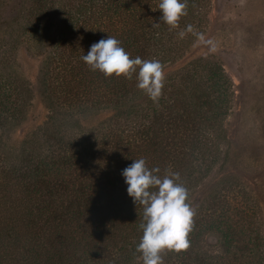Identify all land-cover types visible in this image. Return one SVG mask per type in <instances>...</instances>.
Segmentation results:
<instances>
[{
    "label": "rangeland",
    "instance_id": "1",
    "mask_svg": "<svg viewBox=\"0 0 264 264\" xmlns=\"http://www.w3.org/2000/svg\"><path fill=\"white\" fill-rule=\"evenodd\" d=\"M38 1L0 0V46L8 44L11 36L17 34L22 40L16 46L13 70L0 64L3 72L0 84L6 82L15 88L12 79L16 75L30 89L24 94L28 105L21 122L0 127V146L18 152L25 140L36 141L37 137V145H42L44 151L49 144L58 142L60 136L70 140V148L77 149L82 144L75 160L87 166L88 179H82L80 186L83 189L90 186V196L95 200L89 210L91 216L86 213L82 218L85 243L98 250L95 259H102L120 245H131L141 233L138 230L142 206L129 202L132 198L127 194L120 168L131 164L133 159L143 158L147 167H158L162 176L177 157L186 154L188 165L180 171L186 176L183 186L194 213L193 241H189L192 233H188V247L195 249L194 264H264V0H206L204 10L195 14L197 20L203 21L201 36L180 59L162 66L163 82L178 85L182 79L177 73L196 61L202 63L200 72L204 78L213 75L218 82H226L221 87L213 86V96L204 97L207 119L196 125L183 121L187 116L186 113L181 116V107L175 108L177 121L168 123L167 108L162 104L168 103L165 94L154 101L136 85L129 87L131 84L122 77L115 76L109 87L112 92L117 90L115 94L119 90L118 97L124 100L125 106L117 112L102 107V94L94 84L104 79L88 68L79 69L70 78L68 75L63 78L64 74L59 75L53 69L46 76L45 71L50 68L46 62L51 56L70 53L69 44L58 42L72 0ZM73 1L81 4L84 0ZM32 30L44 32L41 47L34 45ZM67 40L72 42L76 38L71 35ZM123 87L127 89H120ZM135 124L141 129L146 124L151 136L139 134L136 138ZM113 132L118 134V142L124 137L125 142H114L116 151L109 149L105 153V143L116 137ZM113 156L121 161L114 164ZM18 164L15 163L17 168ZM68 171L56 177L69 180L73 171L69 174ZM2 175L0 257L6 260L5 239L10 251L15 244L20 245L6 237V233L10 232L9 216H13L10 212L16 204L17 197L13 195L20 193L24 182L15 181L10 174ZM70 193L74 196L76 190ZM24 213L14 220L16 227L12 230L17 240L23 238V242L30 236L26 220L30 217ZM48 216V212H43V222L36 216L41 225L37 228L38 236L44 237L45 231L56 234L60 229L54 224L53 231H49ZM169 251L165 249L160 255ZM76 258L84 259L80 254ZM132 264H143L142 255Z\"/></svg>",
    "mask_w": 264,
    "mask_h": 264
},
{
    "label": "trees",
    "instance_id": "2",
    "mask_svg": "<svg viewBox=\"0 0 264 264\" xmlns=\"http://www.w3.org/2000/svg\"><path fill=\"white\" fill-rule=\"evenodd\" d=\"M184 2L186 4V15L180 17L176 28L169 30L167 24L159 21L160 10H153L157 7L159 0H84L81 4H77L72 0V4L66 9L67 16L63 21L64 31L62 39L58 42V44H69L68 51L70 53L61 56H51L49 61L46 62V66L50 68L46 69L45 75L47 76L52 69L57 71L59 75L61 73L64 74L63 78H67V75L70 78L84 67L91 72L81 57L83 54H87L94 42L107 38L108 35L115 37L121 42V46L130 54V58L139 56L145 60H158L161 66L175 62L182 57L183 52L189 48L192 42L201 36L203 30L201 25L203 21L197 20V15L195 14L196 11L200 13V10H204L205 5L203 2L206 3V0H184ZM32 32L34 33V45L41 47L44 44V32L39 30L36 32L32 30ZM180 32L184 33L182 37L179 35ZM71 35L75 36L76 40L69 42L67 37ZM21 42V36L17 34L16 36H11L8 44L0 46V49H2L0 51V64L3 65V68L13 70L16 64V46ZM52 65H54V68H52ZM201 67L202 63L196 61L183 68L177 73H180L182 79L178 85L163 82L161 95L165 94L168 103L162 104L165 105V109L167 108L166 117L168 123L171 124L173 121H177V117L174 114L175 108L178 107H181V116L186 113L187 117L183 120L186 123L191 122L192 125H196L202 119H207L205 118L204 109L207 98L204 97L213 96V86L221 87L222 83L225 85L226 82H218L213 75L204 78L200 72ZM93 72L104 79L103 82L98 81V84H94V88H97L102 94L101 97L104 102L102 107L114 108L118 112L125 105L124 100L120 101L119 90L115 94L117 90L112 92L111 90L113 89L109 88L115 75L106 78L99 71ZM0 73L2 74L3 72L0 71ZM13 76L15 78L12 79V83H14L15 88L13 86L11 88L6 82L0 84V127L20 123L24 117L25 107L28 105L26 98H24V94L30 92L28 85H26L27 83L23 82L21 76ZM119 77H122V80L125 78L126 83L131 84L129 87H134L137 83L135 74L130 79L123 75ZM172 81L176 82L177 80L173 77ZM121 84H123V81H121ZM105 87L107 90H101ZM120 89L124 90L127 87ZM11 96L13 97L12 100L10 99ZM83 108L85 112L87 106ZM52 120L54 123V116ZM144 125L142 129L137 124L133 125L136 131L134 134L136 138L139 134L145 137L151 136L150 130H146L145 127L147 126L146 124ZM153 126L154 123H151L150 127L153 128ZM150 127L149 129H151ZM55 135L52 137L53 139ZM117 135L115 134L116 137L113 140L105 143L104 147L102 146L105 153L109 149L116 151L114 142L117 144L125 142V137L120 138L121 140L118 142ZM62 137L60 136L58 142L54 141L49 144L44 151H42V145H37V137L35 138L36 141H31V138L25 140L18 152H11L6 145L0 146V176H3L2 173L6 176L10 174L15 181L18 179V182H24L22 190H19L20 193L13 195L17 197L16 204L10 212L14 217L9 216L11 229L9 233H6V237L8 236L9 239H13L20 245L15 244L14 249L10 251L6 246L8 244V239L6 238V253L3 255L6 260L0 257V262L10 261V264H127L128 262V264H132L135 259L141 256L135 249L142 235V230L141 233L138 232L140 236L138 234L139 237L134 243L131 242V245H120L116 251L107 253L102 259H95L94 253L98 250L93 244L85 243V240H87L85 238L86 229L83 227L84 221L82 218L86 213L88 217L90 214L89 210H91L95 200L93 201V197L90 196V186L86 187V189L80 186L82 179H88L86 175L87 166L84 167L79 164L80 161L75 160L79 154L78 152L82 151V144L77 149L70 148L68 144L70 140H63ZM131 139L129 140L133 141ZM61 141L66 143L61 144L63 143ZM55 146L57 149L53 148ZM198 147L199 145L196 146V148ZM113 159L115 161H113L114 164L121 161L117 156H113ZM188 162L189 159L186 154H182L173 161L170 167V171L179 173L178 182L181 184H183L186 176L180 170L185 165H188ZM15 163H19L18 168ZM122 169L124 168H120V170ZM68 170L73 171L71 179L66 180L56 177L61 175V173H66ZM70 171H68V174L71 173ZM14 175L17 176L14 177ZM190 177L192 176L189 175ZM73 190H76V194L70 196V192ZM20 201L25 204H20ZM132 201L131 199L129 202L132 204ZM17 208H22V210H17ZM33 209H35L34 212ZM142 209L141 215H143ZM22 211L23 213L26 212L24 214L30 217L26 219L30 225V236L24 242L23 238L22 240H17L12 231L16 227L14 220L18 219ZM43 212L50 214L48 216L49 220H47L50 232L53 231L54 224L57 225V228L60 226L56 234L55 232L46 234L47 232L42 226L45 236H38L37 228L41 225H38L36 216H39L43 222ZM33 213L34 215L32 216ZM194 227L190 231L192 234L189 241L195 239ZM138 231H140V228ZM33 236L34 238L31 239ZM194 250L193 246L179 252L170 250L167 255H161L162 264H194V258L192 259ZM76 254H80L84 259H77ZM173 257L174 259L171 260ZM204 261L207 263L206 260Z\"/></svg>",
    "mask_w": 264,
    "mask_h": 264
},
{
    "label": "clouds",
    "instance_id": "3",
    "mask_svg": "<svg viewBox=\"0 0 264 264\" xmlns=\"http://www.w3.org/2000/svg\"><path fill=\"white\" fill-rule=\"evenodd\" d=\"M161 12L159 21L177 27L181 16L186 15L184 0H159L156 8ZM179 35L182 37L183 32ZM81 59L91 71H99L106 78L112 75L136 76V87L152 100H157L163 86L162 66L158 60H145L130 54L121 42L112 36L94 42ZM158 167L149 168L143 158L133 162L121 171L127 185V194L135 205L143 207L142 230L136 252L143 258V264H162L160 253L167 249L181 251L189 246L188 233L193 223V211L187 203L188 191L179 183V173L165 170L160 175Z\"/></svg>",
    "mask_w": 264,
    "mask_h": 264
}]
</instances>
